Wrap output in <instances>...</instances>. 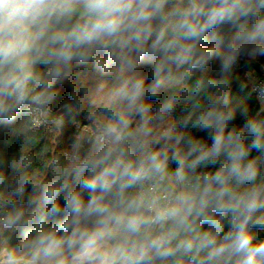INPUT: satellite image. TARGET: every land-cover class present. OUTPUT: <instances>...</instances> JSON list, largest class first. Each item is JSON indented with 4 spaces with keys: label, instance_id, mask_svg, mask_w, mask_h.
<instances>
[{
    "label": "clouds",
    "instance_id": "clouds-1",
    "mask_svg": "<svg viewBox=\"0 0 264 264\" xmlns=\"http://www.w3.org/2000/svg\"><path fill=\"white\" fill-rule=\"evenodd\" d=\"M223 26L230 35L215 34ZM209 34L215 46L201 50ZM97 51L119 67L108 118L83 155L76 146L58 187L28 197L30 217L13 207L0 218V229L41 226L0 250V264H264V119L232 110L206 90L211 79L177 123L165 126L179 97L161 100L210 64L223 74L264 60V0H0V123L50 106L74 62ZM145 98L159 101L154 112ZM189 127L205 136L177 132ZM13 183L23 203L32 181L18 170Z\"/></svg>",
    "mask_w": 264,
    "mask_h": 264
},
{
    "label": "trees",
    "instance_id": "trees-1",
    "mask_svg": "<svg viewBox=\"0 0 264 264\" xmlns=\"http://www.w3.org/2000/svg\"><path fill=\"white\" fill-rule=\"evenodd\" d=\"M232 31L233 29L230 26H223L217 29L215 34L226 37ZM212 35L209 34V39L199 45L201 50L215 46ZM258 64H264V60L255 63L243 61L239 64V68L233 66L223 74H221L217 63L210 64L205 73L193 72L188 79L173 85L162 94L161 100L172 94L179 97L176 111L168 118L172 119L173 124L177 123L183 116L193 111L194 104L197 101L202 104L204 94L202 91L201 95H196L197 83L201 79H211L215 82V87L206 90L219 99H226L232 110L239 113L241 108L247 107L250 116L264 119V111L245 79L246 70L257 67ZM37 70L43 73L47 71V68L40 65ZM139 71L147 77L150 67L146 62H142ZM118 72L117 62L114 59L110 60L109 56L103 51L93 53L92 59L86 65L77 66L74 62L71 76L63 84L57 83L55 85L57 97L50 106L46 107L47 109L56 110L65 100L69 99L73 101L77 108L82 110L78 115H73V112L65 114L61 128L49 124L32 127L29 116L23 109L17 111L12 124L0 123V218L11 211L13 207L23 208L26 218L30 217L33 209L27 207L28 197H42L45 188L59 186L57 182L63 178L65 169L69 167L63 153L77 138V133L72 124L65 123L66 117L72 115L74 116V122L87 124L96 129V120L90 121L85 116L91 112L94 115L93 119L102 117L107 119L108 113L104 110L105 105L96 106L88 101L85 102L84 99H88L86 96L90 90L98 87L100 83L105 82L111 85L110 81L115 79ZM185 89L187 90L186 93ZM145 103L155 110V106L159 101L145 98ZM242 123L243 121L237 116L235 126L239 128ZM177 132L192 137L205 136L203 132L194 127L178 128ZM208 142L210 143V141ZM89 147L90 144L85 146L84 150ZM260 167L264 171V163H261ZM18 170L26 171L32 181L25 188L23 203H21V198L14 192L15 185L13 182ZM207 170L202 169L201 171L206 172ZM69 182L72 183L71 177H69ZM33 185L36 186L35 191H33ZM61 203H63L62 198ZM35 207L34 205L33 208ZM39 207L43 211L47 210V205L44 204L42 198ZM52 224L53 221L49 219L43 227H51ZM40 227L33 221L24 228L0 229V250L16 248L29 239L34 231ZM257 235L259 239H264V231H259Z\"/></svg>",
    "mask_w": 264,
    "mask_h": 264
},
{
    "label": "built area",
    "instance_id": "built-area-1",
    "mask_svg": "<svg viewBox=\"0 0 264 264\" xmlns=\"http://www.w3.org/2000/svg\"><path fill=\"white\" fill-rule=\"evenodd\" d=\"M234 67L239 68V64H234ZM245 79L248 86L250 87L251 92L255 95L259 103L264 104V64H258L257 67H252L251 70H246ZM21 109H23L28 114L32 127L41 126L46 114L49 112L47 108L43 110H37L28 106H24ZM58 111L66 114L74 110H71L70 103L63 102L59 106ZM72 126L77 133V138L76 141L70 144L63 153L64 158L69 166L72 163L73 156L76 154L74 151L76 146L79 145L80 148L81 146L85 148V146L94 140V137L97 133V129L80 122H73ZM84 148H82V151ZM79 154L81 155V152Z\"/></svg>",
    "mask_w": 264,
    "mask_h": 264
},
{
    "label": "rangeland",
    "instance_id": "rangeland-1",
    "mask_svg": "<svg viewBox=\"0 0 264 264\" xmlns=\"http://www.w3.org/2000/svg\"><path fill=\"white\" fill-rule=\"evenodd\" d=\"M243 61H245V60H239L236 64H241V62H243ZM246 62L255 63V62H251V61H246ZM251 69L252 68H249L248 70H251ZM140 74L143 75L141 72H140ZM110 82H111V85L107 84L105 82H102V83H100V85L98 87L90 90V92L86 96L88 99H84V101L85 102L88 101L91 104L96 105V106H98L100 104L106 105L107 100H108V95H109L111 87L114 83V80H112ZM64 102H68L71 104V110H74V111H70V114L73 112V115H78L80 112H82L81 109L76 107V105L73 103L72 100L67 99ZM48 110H49V112L46 114L44 121H43V124H49L50 126L53 125V126H57L58 128H61V125L63 122V117L65 114L58 111V109H56V110L48 109ZM153 112H154V110H153ZM85 117H86V119H88L90 121L96 120L95 123H96L97 127L101 122L106 120L104 117L98 118V119H96V118L93 119L94 115L91 112L89 114H87ZM73 122H74V116L69 115L66 117V122H65L66 124L71 125ZM171 124H173V121L171 118H168L165 126H168ZM97 127H96V129H97ZM83 152L81 153V155L83 154Z\"/></svg>",
    "mask_w": 264,
    "mask_h": 264
},
{
    "label": "crops",
    "instance_id": "crops-1",
    "mask_svg": "<svg viewBox=\"0 0 264 264\" xmlns=\"http://www.w3.org/2000/svg\"><path fill=\"white\" fill-rule=\"evenodd\" d=\"M261 105V107H262V110L264 111V104H260ZM82 148H84L83 146H81V148H80V152H83L82 151Z\"/></svg>",
    "mask_w": 264,
    "mask_h": 264
}]
</instances>
